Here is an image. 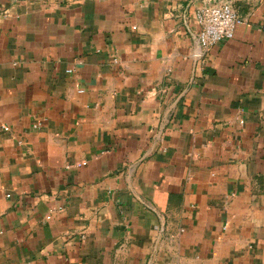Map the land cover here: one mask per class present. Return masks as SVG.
Listing matches in <instances>:
<instances>
[{
	"label": "crops",
	"instance_id": "crops-1",
	"mask_svg": "<svg viewBox=\"0 0 264 264\" xmlns=\"http://www.w3.org/2000/svg\"><path fill=\"white\" fill-rule=\"evenodd\" d=\"M228 1L195 59L201 0H0V264H264V0Z\"/></svg>",
	"mask_w": 264,
	"mask_h": 264
},
{
	"label": "built area",
	"instance_id": "built-area-1",
	"mask_svg": "<svg viewBox=\"0 0 264 264\" xmlns=\"http://www.w3.org/2000/svg\"><path fill=\"white\" fill-rule=\"evenodd\" d=\"M193 17L198 25L191 49V56L195 59H200L215 43L232 38L236 26L241 23L236 9L228 0H201ZM65 72L71 73L72 69ZM77 92L81 93L83 89L78 87ZM4 129L8 130L7 127Z\"/></svg>",
	"mask_w": 264,
	"mask_h": 264
}]
</instances>
